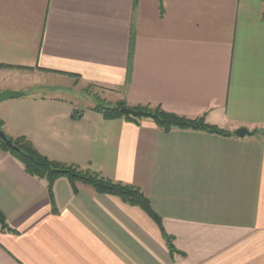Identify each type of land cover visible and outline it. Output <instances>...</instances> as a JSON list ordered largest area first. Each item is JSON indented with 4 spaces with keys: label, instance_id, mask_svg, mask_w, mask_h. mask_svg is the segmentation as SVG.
<instances>
[{
    "label": "crops",
    "instance_id": "crops-1",
    "mask_svg": "<svg viewBox=\"0 0 264 264\" xmlns=\"http://www.w3.org/2000/svg\"><path fill=\"white\" fill-rule=\"evenodd\" d=\"M1 66L0 91L24 94L0 103L6 135L139 187L177 252L139 207L64 177L54 211L0 150V264H264V0H0ZM98 101L232 135L106 119Z\"/></svg>",
    "mask_w": 264,
    "mask_h": 264
},
{
    "label": "trees",
    "instance_id": "trees-1",
    "mask_svg": "<svg viewBox=\"0 0 264 264\" xmlns=\"http://www.w3.org/2000/svg\"><path fill=\"white\" fill-rule=\"evenodd\" d=\"M1 68L10 67L1 66ZM122 107H125V104L119 102L113 107L98 105L96 110L102 113L106 119L122 117L131 122H137L140 119L124 117L120 112ZM136 110H143L157 115L158 118L155 119L156 124L167 133L173 129H181L202 131L220 136L232 135L216 126L207 124L204 118L194 120L188 119L185 117H180L176 114L168 113L161 108H138ZM79 118L80 117L77 116L76 113L74 115V119L77 120ZM0 131H3L2 121H0ZM253 133L259 134L261 132L254 131ZM262 134H264V132H262ZM8 138L13 142L16 149L9 148L2 140H0V150L14 157L24 167V170L28 175L47 182L48 194L54 211H56L54 201V185L59 178L64 177L70 182L75 195L79 193L78 184H83L91 187L99 195L118 197L129 206L139 207L157 224L172 255L177 252L173 245V238L166 233L163 227L161 217L154 211L150 200L145 196L139 187L114 182L110 179L102 177L98 173L92 172L90 170L85 171L74 165H66L52 161L39 153L34 145L25 137ZM0 227L3 232H13L8 224L5 214L1 210Z\"/></svg>",
    "mask_w": 264,
    "mask_h": 264
},
{
    "label": "water",
    "instance_id": "water-1",
    "mask_svg": "<svg viewBox=\"0 0 264 264\" xmlns=\"http://www.w3.org/2000/svg\"><path fill=\"white\" fill-rule=\"evenodd\" d=\"M24 94L16 91H0V103L22 97ZM121 114L126 118H151L157 119L158 116L143 110H135L128 107L120 109ZM236 135L240 138L253 135L249 130L242 128L236 131ZM0 140H2L9 148L16 149L13 142L8 138L4 131H0Z\"/></svg>",
    "mask_w": 264,
    "mask_h": 264
},
{
    "label": "rangeland",
    "instance_id": "rangeland-1",
    "mask_svg": "<svg viewBox=\"0 0 264 264\" xmlns=\"http://www.w3.org/2000/svg\"><path fill=\"white\" fill-rule=\"evenodd\" d=\"M0 70H3V68H0ZM6 70H12V69H9V68H6ZM13 70H18L20 72H30L31 70L30 69H20V68H14ZM98 105L99 106H108V107H113L115 105H112V104H109V103H101V101H98ZM126 107V106H125Z\"/></svg>",
    "mask_w": 264,
    "mask_h": 264
}]
</instances>
